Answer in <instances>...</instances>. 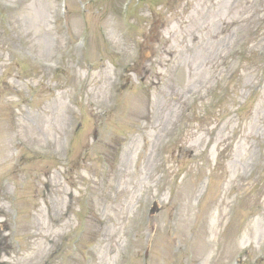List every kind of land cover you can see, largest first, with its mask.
Here are the masks:
<instances>
[{
  "label": "rangeland",
  "instance_id": "obj_1",
  "mask_svg": "<svg viewBox=\"0 0 264 264\" xmlns=\"http://www.w3.org/2000/svg\"><path fill=\"white\" fill-rule=\"evenodd\" d=\"M0 246L264 264V0H0Z\"/></svg>",
  "mask_w": 264,
  "mask_h": 264
},
{
  "label": "water",
  "instance_id": "obj_2",
  "mask_svg": "<svg viewBox=\"0 0 264 264\" xmlns=\"http://www.w3.org/2000/svg\"><path fill=\"white\" fill-rule=\"evenodd\" d=\"M156 210H157L156 208H153V209H152V213H155ZM0 264H3V263H0Z\"/></svg>",
  "mask_w": 264,
  "mask_h": 264
},
{
  "label": "bare ground",
  "instance_id": "obj_3",
  "mask_svg": "<svg viewBox=\"0 0 264 264\" xmlns=\"http://www.w3.org/2000/svg\"><path fill=\"white\" fill-rule=\"evenodd\" d=\"M197 252H198V250L196 251V253H197ZM191 253H192V254H194V252H193V251H191Z\"/></svg>",
  "mask_w": 264,
  "mask_h": 264
}]
</instances>
